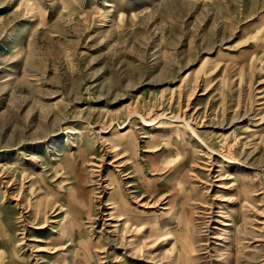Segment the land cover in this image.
Wrapping results in <instances>:
<instances>
[{
	"label": "rangeland",
	"instance_id": "rangeland-1",
	"mask_svg": "<svg viewBox=\"0 0 264 264\" xmlns=\"http://www.w3.org/2000/svg\"><path fill=\"white\" fill-rule=\"evenodd\" d=\"M0 264H264V0H0Z\"/></svg>",
	"mask_w": 264,
	"mask_h": 264
},
{
	"label": "bare ground",
	"instance_id": "bare-ground-1",
	"mask_svg": "<svg viewBox=\"0 0 264 264\" xmlns=\"http://www.w3.org/2000/svg\"><path fill=\"white\" fill-rule=\"evenodd\" d=\"M111 197H110V200H113V197H112V195H110ZM111 202V201H110ZM112 204V203H111ZM70 220V219H69ZM119 220H123V224H124V226L127 228V229H130L131 231H137V233H139V232H142L143 231V227L141 226V227H137V226H135L134 227V222H132L133 220L132 219H130V218H127V219H123V218H120ZM167 224H169V223H167ZM147 225V224H146ZM165 229H167V228H165ZM140 234V233H139Z\"/></svg>",
	"mask_w": 264,
	"mask_h": 264
}]
</instances>
